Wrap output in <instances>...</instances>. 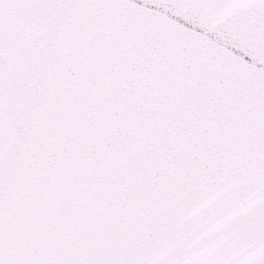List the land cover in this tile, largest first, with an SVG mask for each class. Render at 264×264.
<instances>
[{"label":"snow or ice","instance_id":"1","mask_svg":"<svg viewBox=\"0 0 264 264\" xmlns=\"http://www.w3.org/2000/svg\"><path fill=\"white\" fill-rule=\"evenodd\" d=\"M0 264H264V0H0Z\"/></svg>","mask_w":264,"mask_h":264}]
</instances>
